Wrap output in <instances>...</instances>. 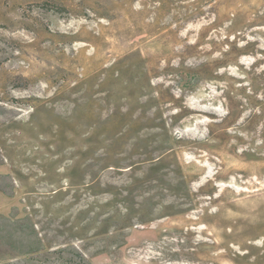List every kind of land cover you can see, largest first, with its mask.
Masks as SVG:
<instances>
[{
    "label": "rangeland",
    "instance_id": "rangeland-1",
    "mask_svg": "<svg viewBox=\"0 0 264 264\" xmlns=\"http://www.w3.org/2000/svg\"><path fill=\"white\" fill-rule=\"evenodd\" d=\"M0 264H264V0H0Z\"/></svg>",
    "mask_w": 264,
    "mask_h": 264
},
{
    "label": "trees",
    "instance_id": "trees-1",
    "mask_svg": "<svg viewBox=\"0 0 264 264\" xmlns=\"http://www.w3.org/2000/svg\"><path fill=\"white\" fill-rule=\"evenodd\" d=\"M19 230H17V231H19L18 233L20 234L19 236V238H21V240H24V239H29V238H31L32 237V235H33V228L32 229H30V227H27V226H19ZM3 238H5L6 240L7 239H9L8 241H12V240H15V238H14V233L11 231V230H9L5 235H1ZM30 244H32V243H30ZM30 244H27L26 246L27 247H29L30 246ZM31 249H26V251H24V252H26V253H29V252H35V251H37V250H39V248L38 247H30Z\"/></svg>",
    "mask_w": 264,
    "mask_h": 264
}]
</instances>
